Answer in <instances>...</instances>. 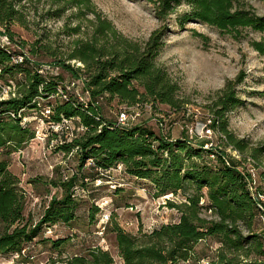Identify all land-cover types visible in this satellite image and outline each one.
Masks as SVG:
<instances>
[{
	"label": "trees",
	"instance_id": "1",
	"mask_svg": "<svg viewBox=\"0 0 264 264\" xmlns=\"http://www.w3.org/2000/svg\"><path fill=\"white\" fill-rule=\"evenodd\" d=\"M30 1L0 0V34L9 41L7 46L0 45V255L25 259L27 248L36 243L60 252L70 239L45 237V230L59 224L86 232L85 226L95 224L98 207L87 205V220H82L78 211L85 202L76 190H85L98 179L108 181L105 172L121 166L131 179L147 182L153 198L173 196L165 205L179 213L176 222L151 231L139 229L135 234L116 222L107 224L105 233L113 235L121 264H264V201L260 199L264 190L252 186L251 175L239 168L240 160L221 146H208L209 140L194 143L185 132L171 138L145 122L136 123L141 111L135 123L124 125L117 124L118 116H106L105 108L111 102L133 107V111L147 103L179 106L177 83L156 62L166 27L141 43L118 31L90 0H55L58 5H82L94 16L88 20V31L83 32L80 23L70 29L69 35L81 36L71 42L62 59L44 33L30 43L15 39L14 24L29 29ZM145 1L153 5L159 19L182 3L188 5L189 10L178 18L181 26L194 20L232 38L242 37L245 30L264 32V16L238 7L234 0ZM253 45L264 52V43ZM19 54L24 61H15ZM65 72L71 82L77 79L69 89ZM221 93L210 127L217 129L218 122L227 144L242 152L244 141L236 139L224 119L226 111L241 101L228 84ZM126 108L123 110H129ZM44 110H48L46 121L75 123L72 139L65 138L57 150L74 152L77 168L59 179L30 181L57 191L48 194L35 221L26 210V190L10 170V157L35 137L24 118L33 112L43 115ZM262 150L264 147L254 151ZM208 240L218 246L214 256L199 247ZM82 252L68 257L66 264L116 263L111 252L100 247Z\"/></svg>",
	"mask_w": 264,
	"mask_h": 264
},
{
	"label": "rangeland",
	"instance_id": "2",
	"mask_svg": "<svg viewBox=\"0 0 264 264\" xmlns=\"http://www.w3.org/2000/svg\"><path fill=\"white\" fill-rule=\"evenodd\" d=\"M54 1H30L27 3L29 29L17 24L12 29L16 32L15 39H23L29 43L39 34H46V42L53 48H58L60 57L65 59L68 46L81 36L69 35L68 32H72L70 29L80 23L83 32L88 31V20L94 16L82 5L72 7L58 5ZM90 1L91 6L132 40L146 42L153 33L165 31L166 27L156 62L177 83L179 90L176 98L179 106L147 103L136 109L141 111V116L135 122H145L155 130L161 129L166 135L171 132L174 137H180L185 132L194 143L209 140L213 146H221L232 157L240 160L239 168L251 175L252 186L264 190V150L258 153L254 151L257 147H264V52L257 51L253 45V42L264 43V32L245 30L242 37L232 38L194 20L185 21L181 26L178 18L189 10L185 3L176 7L165 18L159 19L153 5L145 0ZM234 1L238 7L244 6L255 15L264 16V0ZM43 60L49 62L50 59L44 57ZM70 63L74 66L81 65L77 61ZM45 68H48L47 64ZM64 77L66 84H69L72 80L69 74L65 72ZM227 84L241 103L226 111L224 119L228 130L236 139L244 141L246 147L242 152L227 144L218 122L217 129L210 128L209 133L206 131V125L212 123L217 110L215 103ZM59 90L61 91V87ZM79 91L78 87L77 92ZM125 108L111 102L105 108L106 116L114 119ZM126 109H129L128 112L134 110L133 107ZM47 115L44 110L43 115L33 112L24 118L35 130V137L10 157V170L26 190V210L35 221L42 214L48 194L57 191L51 185V188H47L44 183L35 184L30 181L37 177L43 178V181L59 179L74 173L77 168L74 152L65 154L57 150V146L65 138H68L66 141L72 139L77 130L75 123L69 121L66 124L68 128L55 131L51 128L53 122L46 121ZM208 120L211 123L208 124ZM204 134L210 138L203 137ZM105 175L108 176V181L98 179L89 183L85 190H76V195L85 202L78 211L82 220H87V205L98 207L94 215L95 224L85 226L86 232L55 225L47 228L44 236L53 239L68 237L70 240L65 243L66 246H61L60 252L47 244L36 243L30 249L27 248V258L12 254L0 255V264H66L68 257L82 254V250L93 247L109 250L115 258V264H121L113 235L105 233L107 224L116 222L125 231L135 234L139 229L151 231L163 223L179 219V213L165 205L168 198L175 199L173 196L153 198L148 183L131 179L123 172L122 167L108 170ZM118 188H123L121 194L116 192ZM261 200L264 201V195ZM199 247L204 248L209 256H214L218 246L208 240Z\"/></svg>",
	"mask_w": 264,
	"mask_h": 264
},
{
	"label": "built area",
	"instance_id": "3",
	"mask_svg": "<svg viewBox=\"0 0 264 264\" xmlns=\"http://www.w3.org/2000/svg\"><path fill=\"white\" fill-rule=\"evenodd\" d=\"M0 45L3 47V46H7L9 45V41H8V38L6 36H3L0 34ZM23 56L21 54L17 55V57L15 58L16 62H21V61H24L23 60ZM75 85V82H71L70 84H68L67 88H71ZM8 90H4L5 93H7ZM60 91V90H59ZM47 113H48V110H47ZM139 116V111L135 110V111H132V112H127L126 110H123L119 113L118 115V121H117V124H130L132 122H134L137 117ZM70 120H63V123H51V128L52 129H55V131H58V129H62L63 127H66L68 128V126L66 125ZM212 121V120H211ZM210 120H208V124L211 123ZM208 128H206V131L209 133L210 132V124L209 125H206ZM209 137L208 135L204 134L203 137ZM208 146H212V142H210V144H208ZM119 167V166H118ZM121 167V166H120ZM119 167V168H120ZM253 185V184H252ZM252 187V186H251ZM253 189V187H252ZM262 197V196H261ZM260 197V199H261Z\"/></svg>",
	"mask_w": 264,
	"mask_h": 264
},
{
	"label": "crops",
	"instance_id": "4",
	"mask_svg": "<svg viewBox=\"0 0 264 264\" xmlns=\"http://www.w3.org/2000/svg\"><path fill=\"white\" fill-rule=\"evenodd\" d=\"M168 135L171 137V138H175L171 132L168 133Z\"/></svg>",
	"mask_w": 264,
	"mask_h": 264
}]
</instances>
